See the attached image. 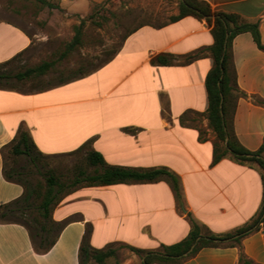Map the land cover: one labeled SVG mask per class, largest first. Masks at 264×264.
Masks as SVG:
<instances>
[{
	"label": "crops",
	"instance_id": "1",
	"mask_svg": "<svg viewBox=\"0 0 264 264\" xmlns=\"http://www.w3.org/2000/svg\"><path fill=\"white\" fill-rule=\"evenodd\" d=\"M207 1L214 10L260 20L264 43V0ZM0 33V64L31 44L28 33L10 19H0ZM16 37L21 41L14 45ZM213 42L211 26L193 15L144 24L108 62L84 75L31 91L0 87V205L24 192L23 185L5 178L3 156L22 130L50 156L87 145L112 165L167 167L180 178L183 200L178 203L166 179L80 186L54 207V220L68 222L47 252L34 248L26 226L0 222V264H80L88 225L95 248L124 243L156 250L183 240L192 219L226 232L257 214L264 198L260 170L230 155L213 163L217 136L209 124L206 88L213 65L207 48ZM161 53L172 54L174 63L154 62ZM233 55L238 85L249 94L238 99L235 132L246 148L257 150L264 142V105L252 96L264 99V50L243 32L233 40ZM242 249L264 264V230L246 236ZM240 254L239 246L205 247L181 264H240Z\"/></svg>",
	"mask_w": 264,
	"mask_h": 264
},
{
	"label": "trees",
	"instance_id": "2",
	"mask_svg": "<svg viewBox=\"0 0 264 264\" xmlns=\"http://www.w3.org/2000/svg\"><path fill=\"white\" fill-rule=\"evenodd\" d=\"M42 1L47 2L46 0ZM188 15L205 19L211 26L214 37L213 44L207 48L209 55L213 58V65L206 76L207 115L209 124L217 136L213 163H217L223 157L230 155L238 162L256 166L260 170L264 182V142L257 150H250L239 141L234 128V114L238 99L248 97L249 94L238 85L233 55V40L240 33L250 32L258 47L264 50L260 33V20L250 21L235 12L214 10L207 0H180L179 13L173 15L170 21H177ZM91 17L93 18V16ZM84 23L83 20L80 25L76 26L75 34L67 44L65 55L83 44ZM121 46L112 51L107 60L92 70L108 62L120 50ZM16 57L0 64V68L10 64ZM192 58L193 56H188L187 60ZM154 62L162 65L172 64L174 63V56L169 53H161L154 58ZM53 65V61H45L35 67L14 74L7 70H0V87L15 89L17 86L12 82L13 78L22 80L34 74H44ZM89 71L81 68L78 75H84ZM252 98L255 103L264 105V99L256 96H252ZM6 148H9V153L14 157L16 165L7 167ZM79 152L85 153V163L93 167L91 172L80 165L76 167L72 178L65 182L57 178L49 169L47 170L48 175L45 183L36 182L32 184L28 176L33 173L34 169L40 173V167L48 163L50 155L40 151L25 130L20 131L13 141L3 149L4 176L9 181L23 185L24 192L20 197L0 205V222L20 223L26 226L33 246L38 252L49 251L57 242L68 221L54 220L52 215L54 207L66 195L80 186L111 185L123 182H154L166 179L171 183L178 203H183L180 178L167 167L138 168L112 165L107 163L101 153L95 149H87V145L70 154ZM19 158L23 159V163L18 165ZM262 222H264V198L257 214L251 220L233 230L215 232L206 224L192 219L191 230L179 242L169 245L163 244L156 250H145L131 245L126 246L142 256V264H181L185 260L194 257L205 247L232 246L241 248L240 264H259L248 258L244 253L242 241L253 231L259 230ZM91 234L92 226L88 225L80 246V264H89L91 260L103 264L108 257L115 255L116 250L111 245L101 249L93 247ZM198 236L202 237L195 248L188 255H183Z\"/></svg>",
	"mask_w": 264,
	"mask_h": 264
},
{
	"label": "rangeland",
	"instance_id": "3",
	"mask_svg": "<svg viewBox=\"0 0 264 264\" xmlns=\"http://www.w3.org/2000/svg\"><path fill=\"white\" fill-rule=\"evenodd\" d=\"M0 0V19H10L28 33L30 46L2 69L16 73L35 67L45 61H53L47 74L22 81L13 80L17 87L31 91L48 87L60 78L78 74L83 68L91 70L102 64L112 51L118 49L125 37L144 24L164 25L179 13L180 0ZM93 16V18L91 17ZM84 20L83 44L64 54L67 44L75 34L76 26ZM3 35L0 33V41ZM14 38V45L20 42ZM0 68V70H2ZM85 153L50 156L48 163L34 169L28 176L30 183H45L47 170L57 178L68 182L76 167L87 171ZM7 167L16 165L14 157L5 149ZM23 163L19 158L18 165ZM260 229L264 230V222ZM116 253L103 264H142V256L124 243L111 245ZM89 264H99L91 260Z\"/></svg>",
	"mask_w": 264,
	"mask_h": 264
},
{
	"label": "water",
	"instance_id": "4",
	"mask_svg": "<svg viewBox=\"0 0 264 264\" xmlns=\"http://www.w3.org/2000/svg\"><path fill=\"white\" fill-rule=\"evenodd\" d=\"M228 35V34H227ZM223 99V98H222ZM202 236H198L197 239L195 240V242L190 246V248L184 252L183 255H188L194 248L195 246L197 245L198 241L201 239Z\"/></svg>",
	"mask_w": 264,
	"mask_h": 264
}]
</instances>
